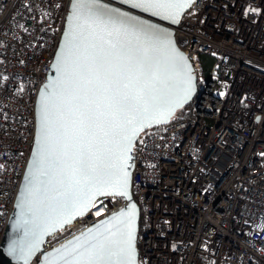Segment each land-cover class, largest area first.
Segmentation results:
<instances>
[{
	"label": "built area",
	"instance_id": "2783aa9c",
	"mask_svg": "<svg viewBox=\"0 0 264 264\" xmlns=\"http://www.w3.org/2000/svg\"><path fill=\"white\" fill-rule=\"evenodd\" d=\"M70 4L0 0V241ZM248 8L259 11L245 16ZM174 38L197 92L178 119L144 129L131 152L138 264H264V0H194ZM202 55L212 59L206 68ZM93 204L47 236L29 264L127 201Z\"/></svg>",
	"mask_w": 264,
	"mask_h": 264
},
{
	"label": "snow or ice",
	"instance_id": "6c2138e0",
	"mask_svg": "<svg viewBox=\"0 0 264 264\" xmlns=\"http://www.w3.org/2000/svg\"><path fill=\"white\" fill-rule=\"evenodd\" d=\"M120 3L129 10L101 0H73V24L54 65L58 75L44 86L47 93L41 91L38 173L25 201L32 228L23 222L25 236L33 239L12 248L24 259L50 218L79 215L100 195L127 197L133 139L149 121L165 120L193 90L183 71L187 64H178L165 30L131 11L176 22L189 0ZM258 11L248 8L244 15ZM134 216L132 205L113 213L94 234L58 250L53 264H136Z\"/></svg>",
	"mask_w": 264,
	"mask_h": 264
},
{
	"label": "water",
	"instance_id": "95a60500",
	"mask_svg": "<svg viewBox=\"0 0 264 264\" xmlns=\"http://www.w3.org/2000/svg\"><path fill=\"white\" fill-rule=\"evenodd\" d=\"M193 1L194 0H189L188 6L184 7L179 12V15L177 17L176 22H173L172 20L162 19L160 17H154L148 13H141L138 10H131L134 15H138L143 19L149 20L152 23L158 25L159 28L165 30L169 39L171 40L172 47L175 49L178 64H180V65H183L185 63L187 64V68L183 69V71H184L186 76H191V82H192V87H193V90H192L190 96L186 100H184V102L182 104L175 106L172 109L171 114L165 120H162L160 122L149 121L145 125L143 130L146 128H149V127H158V126L167 124L171 120L173 115L176 113V111L181 109L185 105L191 103L192 100L194 99L195 95H196L197 85H196L194 75L192 73V71H193L192 63H191L189 57L186 56L185 53L176 45L175 38H174V27L178 25L181 16L189 8V6L191 5V3ZM72 3H73V0H71L70 9H69V12H68V15H67V18L65 21V25H64V30H63L58 48L56 50L54 59L52 61L51 71L49 72V74L47 76V82L45 85L49 84L58 75L54 65L57 62V53L64 51V46L66 45L67 40H68V37L65 35V31H66V29H70L72 24H73V21L69 20L70 14H72L74 11V9L72 7ZM101 3H106V4L110 5L111 7H118V8H121L122 10H129L126 5H123L120 3V0H101ZM180 57H183V60H180ZM177 70H179V69H177ZM42 90L45 93H47L49 91V89H47L45 87L41 88L39 90L37 97H36V100H35L34 115H35V121H36V132H35L34 144L32 147L30 157L27 161L25 170L23 172L19 189H18L16 196H15L13 211L10 215L8 223L4 229V232H3L2 237H1V241H0V264H29L30 261L32 260V258L36 255V253L38 251L42 250L43 242L47 236H49L50 234H52V233L58 231L59 229L65 227L67 224L72 223L75 219H77L78 217L87 213L89 211V209L92 207V206H89L87 209H82L81 213L79 215H73L71 217L65 216L63 218H59V217L54 216V217L50 218L47 221V227L38 235L39 243H37L35 245V250L33 251V253L30 256L27 257V259H24L23 257H21L19 255L13 254L12 248L14 245H19L22 243L26 244V243L32 241V239H33L31 235H29L27 237L25 236V228L23 227V222L28 221V228L29 229L32 228L33 217H32V214L27 211L25 201H26V195H27V191L29 188L30 181H32L33 178L38 173L36 151L40 148L42 137H43V131H42L41 121H40L41 91ZM140 133H138V135L133 139L132 150L134 148V145H135L137 138H138ZM132 150H131V152H132ZM131 152L129 153L130 156H131ZM127 164H128V168H127L128 177H127L126 190H127L128 195H127V197L122 196L127 201V204L122 209H120L114 213H118L121 210L127 211L129 208V205L134 206L135 216H134V223H133V235H134L133 244H134V249H135V260H136V264H138L137 235H138V231H139L140 209H139L138 204L133 200L131 192H130L131 172H132L131 159L127 161ZM109 196H114V195H109ZM115 196H117V195H115ZM99 197H103V195L95 197L92 203H94V201L96 199H98ZM112 214H110L108 217H105V218L97 221L96 223L91 225L89 228H87L83 232H81L79 235L69 238L63 244H61V245H59L53 249H50L48 251L42 252L38 264H53V261L57 255L58 250H61L62 248L70 247L71 245H69V242L72 241L73 243H75L74 238H76V237H81L83 239V238H86V237L94 234L96 231V227L101 223V221L107 220L109 217L112 216ZM90 230H91V232H90Z\"/></svg>",
	"mask_w": 264,
	"mask_h": 264
},
{
	"label": "trees",
	"instance_id": "16d2710c",
	"mask_svg": "<svg viewBox=\"0 0 264 264\" xmlns=\"http://www.w3.org/2000/svg\"><path fill=\"white\" fill-rule=\"evenodd\" d=\"M201 60L202 62L204 63V68L208 67V65L210 64L211 62V57H209L208 55H202L201 56ZM206 65V66H205ZM192 103L188 104L187 106H190ZM183 108L179 109L176 111V113L173 115V117L171 118L172 120H176L180 117L181 115V111H182Z\"/></svg>",
	"mask_w": 264,
	"mask_h": 264
}]
</instances>
